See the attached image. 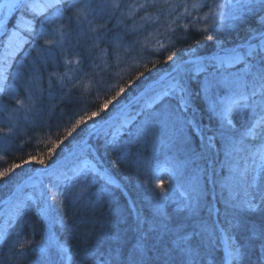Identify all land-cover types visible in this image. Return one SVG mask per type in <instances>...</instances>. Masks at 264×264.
Listing matches in <instances>:
<instances>
[{"label": "snow or ice", "instance_id": "1", "mask_svg": "<svg viewBox=\"0 0 264 264\" xmlns=\"http://www.w3.org/2000/svg\"><path fill=\"white\" fill-rule=\"evenodd\" d=\"M181 7L187 15L166 31L202 19L203 33L224 36L213 55L191 47L188 59L168 55L163 76L145 65L95 111L77 115L46 154L0 171L2 264H66L72 249L54 235L56 226L71 235L78 264H264V0H0V143L41 124L54 101L71 100L97 69L139 56L147 49L140 37ZM205 8L194 23L190 9ZM33 44L34 54L24 51ZM100 121L109 131L86 151L82 134ZM161 145L180 157L173 179L191 167L179 200L139 159L142 149ZM101 150L115 155L117 168L136 160L141 182L156 180L161 189L148 219L136 213L132 245L122 227L130 213L113 202L110 186L119 185L99 163ZM33 160L47 183L32 176Z\"/></svg>", "mask_w": 264, "mask_h": 264}, {"label": "trees", "instance_id": "2", "mask_svg": "<svg viewBox=\"0 0 264 264\" xmlns=\"http://www.w3.org/2000/svg\"><path fill=\"white\" fill-rule=\"evenodd\" d=\"M189 1V5L194 3V1L200 2V0ZM190 11L193 13L191 16L193 21L195 19L194 13L196 12L194 9H190ZM186 15L184 8L181 7L177 9L173 16L162 17L150 32L147 33V40H145L144 36L140 37L147 44V49L141 52L139 56L136 52H130L124 58V62L117 64L115 60H112L110 62L111 67H106L103 71L97 69V75L94 78H84L83 84L79 89L75 90V94L71 100L57 99L54 101V111L49 116H46L41 124H29L22 127L19 135L10 144L5 146L0 143V171H3L12 163H21L30 155L39 159L41 155L46 154L47 148L51 146V142L62 135L63 128L70 126V123L74 122L77 115L95 111L98 105L114 95L120 86H125L129 81L134 80L139 72L145 71V65L152 67L155 64L160 69L159 75L162 76L165 74V69L171 71V67L163 62L168 55L175 54L178 58L183 57L184 59H188L189 57L185 49H190V47L196 49L197 55L210 56L215 53L217 50V40L224 39V36L220 35L222 30L210 29L205 34L201 31L206 26L205 24L198 23L196 26H193L192 24H188L187 20L181 19L177 23L182 26L187 25V27L176 28V25L173 24L172 29H175V31L173 32L171 29L166 31L168 25L176 16ZM137 19H139V16H137ZM157 28H159V31L156 30ZM207 35H212L214 37L213 40L206 39ZM224 35H227V33H224ZM234 37L235 33L227 37L229 46ZM198 40L199 44L197 43ZM39 43H43V41L41 40ZM37 46L38 44L25 45L24 51L34 54L35 47ZM18 55H20V59H23L21 54ZM151 76L158 78L156 71H153ZM152 82L151 80L149 81V83ZM139 91L137 89V92ZM129 96H131V93H129ZM123 102L127 103V101ZM11 106L9 105V107ZM109 107L111 108V105ZM2 119L3 117L0 116V121ZM102 122L104 121H100V123ZM57 125H60L59 130H57ZM90 131L91 128L89 129ZM82 135L85 140H88V148L85 150L95 151L97 142L103 143L106 132L97 135V137L89 135L88 132ZM76 143L77 141H72L69 147L63 149L61 159L64 155H67L70 148H73ZM142 152L143 156L139 157V159L148 162L156 180H159L164 185V191L167 195L178 200L181 199L182 190L179 188V185L184 183L191 174V167L173 179L172 169L180 158L175 152L164 145L158 146L155 151L149 147L147 150L142 149ZM96 155L102 158L99 160V163L105 169L110 170V174L116 181V184L119 185V187L115 185L110 186V191H112L114 204L118 205L121 209H126L127 213H130L128 224L122 227L125 229L128 244L132 245L135 243L136 236V213L139 212L145 216V219H148L147 214L154 211L156 197L161 194V189L156 186V180H153L150 186L141 182L143 177L138 178L136 160L130 158L129 161L117 168L112 165L115 155L105 157L102 150L96 153ZM28 167L34 169L31 172L32 175L42 169V166L37 165L34 160L30 162ZM6 191L7 189L0 185V198H6L4 196ZM33 213H35V208H33ZM53 233L55 236L61 238L67 247L72 249L70 259L66 261V264H78V256L74 255L76 250L72 247L74 241L71 235L58 226L53 228ZM38 239L39 237H37ZM0 264H2V260H0Z\"/></svg>", "mask_w": 264, "mask_h": 264}, {"label": "rangeland", "instance_id": "3", "mask_svg": "<svg viewBox=\"0 0 264 264\" xmlns=\"http://www.w3.org/2000/svg\"><path fill=\"white\" fill-rule=\"evenodd\" d=\"M187 2L188 3H190V1L189 0H187ZM195 3H199V1H194ZM196 13H194L195 14V19L193 20V22H195L196 21V19H197V15L199 16V17H203L206 13H207V9L205 8V9H202V10H199V11H197V10H194ZM25 19H30V16H26L25 17ZM199 24H205V22L201 19L200 21H199ZM23 34V33H22ZM217 51V50H216ZM215 51V52H216ZM214 54V53H213ZM213 54H211V55H213ZM210 55V56H211ZM192 58H195V57H192ZM164 75V74H163ZM162 75V76H163ZM109 131V128L105 125V123L104 122H102V123H100V124H98L97 126H96V130H93V129H91V131H90V135L91 136H93V137H97V135H99V134H104V132H108ZM84 147H86V145L84 146ZM93 152H94V150H92ZM58 163H59V161H58ZM53 167H55V165H53ZM43 172V168L42 169H40V170H38L35 174H33L32 176L35 178V180L36 181H39V180H41V179H43L44 180V182L45 183H47L48 182V180H49V177L48 176H41V173Z\"/></svg>", "mask_w": 264, "mask_h": 264}]
</instances>
